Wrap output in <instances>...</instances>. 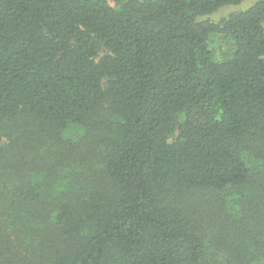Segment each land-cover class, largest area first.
Returning a JSON list of instances; mask_svg holds the SVG:
<instances>
[{
    "label": "trees",
    "instance_id": "trees-1",
    "mask_svg": "<svg viewBox=\"0 0 264 264\" xmlns=\"http://www.w3.org/2000/svg\"><path fill=\"white\" fill-rule=\"evenodd\" d=\"M0 0V264H264V0Z\"/></svg>",
    "mask_w": 264,
    "mask_h": 264
},
{
    "label": "rangeland",
    "instance_id": "rangeland-1",
    "mask_svg": "<svg viewBox=\"0 0 264 264\" xmlns=\"http://www.w3.org/2000/svg\"><path fill=\"white\" fill-rule=\"evenodd\" d=\"M257 0H243L241 3L231 6L223 7L211 15L205 16L202 19H208L209 21L216 22L221 18L227 17L230 14L241 12L250 7Z\"/></svg>",
    "mask_w": 264,
    "mask_h": 264
}]
</instances>
